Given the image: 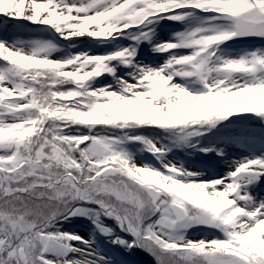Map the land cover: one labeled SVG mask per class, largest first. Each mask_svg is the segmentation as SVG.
<instances>
[{
    "label": "snow or ice",
    "instance_id": "1",
    "mask_svg": "<svg viewBox=\"0 0 264 264\" xmlns=\"http://www.w3.org/2000/svg\"><path fill=\"white\" fill-rule=\"evenodd\" d=\"M0 19V264H264V0Z\"/></svg>",
    "mask_w": 264,
    "mask_h": 264
},
{
    "label": "rangeland",
    "instance_id": "2",
    "mask_svg": "<svg viewBox=\"0 0 264 264\" xmlns=\"http://www.w3.org/2000/svg\"><path fill=\"white\" fill-rule=\"evenodd\" d=\"M157 62L162 63V62H163V58H162V57L159 58V59L157 60ZM77 230L80 231V234H81V235H84V236L87 238V235H88V230H87V228H80V227L78 226ZM194 236H195L196 238H199L200 233H195ZM140 254H141V256L139 255V257L135 255V256L129 257V259L132 260V261H134L135 264H143V260H145L144 258H147V256H145L143 253H140ZM137 257H138L139 259H137ZM143 257H144V258H143ZM149 259H150V258H149Z\"/></svg>",
    "mask_w": 264,
    "mask_h": 264
},
{
    "label": "trees",
    "instance_id": "3",
    "mask_svg": "<svg viewBox=\"0 0 264 264\" xmlns=\"http://www.w3.org/2000/svg\"><path fill=\"white\" fill-rule=\"evenodd\" d=\"M3 23V20L2 19H0V24H2ZM139 255L141 256V254L140 253H138L136 256H138L139 257ZM137 257V259H139ZM144 258V257H143ZM145 260H143V264H151V261H150V259H149V257H147V258H144Z\"/></svg>",
    "mask_w": 264,
    "mask_h": 264
}]
</instances>
